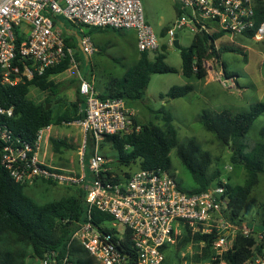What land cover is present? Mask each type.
Segmentation results:
<instances>
[{
    "label": "built area",
    "instance_id": "1",
    "mask_svg": "<svg viewBox=\"0 0 264 264\" xmlns=\"http://www.w3.org/2000/svg\"><path fill=\"white\" fill-rule=\"evenodd\" d=\"M178 8L174 28L167 29L172 44L175 28L187 26L195 32L209 29L223 31L227 37L253 31L251 39L264 40V19L255 25L253 0H173ZM62 17L85 27L133 29L138 51H154L160 44L144 19L140 0H0V73L1 82L15 85L24 77L40 75L64 57L72 59V49L65 45L53 17ZM28 26L26 36L16 43L15 29ZM231 39V38H230ZM79 45L91 55L95 48L90 37L83 34ZM25 61L20 70L15 60ZM79 93L84 98V117L73 122L82 133L79 147L80 169H63L46 164L38 158L41 134L33 144L15 139L10 128L0 120L2 141L1 163L14 181L31 184L35 179L58 184H82L87 204L86 219L80 222L71 238L77 239L100 264H160L162 247L173 244L181 225L192 231L216 233L212 248L216 254L231 247L236 231L253 233V227L239 228L223 217L227 195L225 183L188 194L183 191L171 171L137 169L128 177L114 181L109 161L99 153L98 143L106 135L137 132L135 113L122 98L97 96L91 83L81 78ZM11 108L0 106V115H11ZM46 128V127H45ZM93 140V151L83 161L87 140ZM107 163V165H106ZM108 214L111 222L100 228L89 217L90 208ZM122 226L119 231L117 226ZM126 230L131 250L122 245ZM260 250L241 264H264V233H254ZM53 260L47 256L41 262Z\"/></svg>",
    "mask_w": 264,
    "mask_h": 264
},
{
    "label": "trees",
    "instance_id": "2",
    "mask_svg": "<svg viewBox=\"0 0 264 264\" xmlns=\"http://www.w3.org/2000/svg\"><path fill=\"white\" fill-rule=\"evenodd\" d=\"M255 25L264 19V0H253ZM176 14L177 5H174ZM53 17V22H57ZM95 28V27H94ZM98 28V27H96ZM108 30L110 28L102 27ZM168 28L161 30L163 35ZM117 31V29H110ZM253 31L246 32L244 37L250 38ZM16 43L21 38L15 29ZM82 34H86L85 32ZM87 35V34H86ZM65 45L69 46L70 38L63 37ZM223 31L209 29L193 34L187 48H180L181 74L186 79H202L206 75L204 60L211 55L219 58L222 52L234 51L237 48L227 43ZM166 45L162 44L155 49L153 57H149L148 51H139L135 62L126 68L119 77L109 78L103 86L102 92H97L101 99L122 98L126 104L130 101H142L145 88L153 73L174 72L175 68L165 62ZM20 70L25 61H14ZM70 65V56L64 57L58 64L45 69L40 75L30 78L24 77L23 81L15 85H5L0 76V106L4 109L11 108V115L2 114L0 120L12 131L13 137L33 144L37 132L49 125L70 123L80 118V103L84 100L80 94L76 100L64 104V108L53 112L51 107L46 108V103L36 102L28 96L30 86L41 91H47L46 102L58 93L59 83L51 78V75L60 73ZM222 71L226 77H231L237 72L229 71L222 62ZM1 75V73H0ZM86 79V78H85ZM193 90V85L186 82L183 85H173L168 91L159 96L178 98ZM79 92V91H78ZM264 111V104L257 102L246 110L232 112L230 109L221 110L203 109L199 115V122L208 131L212 132L216 139L230 149L229 160L233 165L241 166L245 171V179L242 184L233 185L225 183L227 195L226 209L223 217L228 222L239 228L244 222L242 210L252 188L258 183L259 174L264 171V124L257 131V139L247 143L244 138L254 120ZM153 113V119L141 121L135 117V123L140 125L137 132L127 134L106 135L98 143V148L108 146L112 151L111 171L107 177L113 174V180L123 179L118 169L122 167H134V169H164L170 171L171 160L169 153L176 150V155L183 166L188 170L193 180V186L182 188L188 194L198 193L208 189L213 183H221L218 180L220 169L209 171L212 157L209 151L202 149L194 139L188 138L179 141L176 129L173 125V115L167 107L161 105ZM51 150L61 153L64 149L73 148V145L64 138L50 137ZM88 147L94 146V141L87 140ZM2 141L0 140V157L2 153ZM87 146V145H86ZM84 152V163L93 151ZM107 165V163H106ZM125 177L130 173L124 171ZM40 180L43 183H54L50 180ZM76 185V184H74ZM26 184L16 182L0 160V264H27L26 258L33 257L42 261L47 256H52L47 264H99L97 259L90 255L81 243L71 238L77 225L86 219L87 204L85 191L78 187L75 192L58 199L37 203L29 196ZM259 207L258 230L264 233V209ZM91 222L101 227L102 224L111 222V217L94 207L90 208ZM180 244H199V252L195 254L196 260H202L204 264H241L255 252L260 250L263 242H259L254 235H244L240 230L236 231L231 247L216 254L212 243L216 233H201L192 231L187 224L180 227ZM22 245V246H21ZM23 245L29 249L25 252ZM122 245L126 252L131 250L129 233L126 230ZM169 245L162 247L163 259L160 264H171L172 256L168 255ZM175 253V251H172Z\"/></svg>",
    "mask_w": 264,
    "mask_h": 264
},
{
    "label": "rangeland",
    "instance_id": "3",
    "mask_svg": "<svg viewBox=\"0 0 264 264\" xmlns=\"http://www.w3.org/2000/svg\"><path fill=\"white\" fill-rule=\"evenodd\" d=\"M143 9L144 19L151 27L152 31L157 36L160 46L166 45L163 53L165 62L175 68L174 72L153 73L145 88L142 101L127 102V106L139 108V120L147 121L153 119V113L161 105L169 109L173 115V125L177 132L179 141L188 138H194L202 147L209 151L212 157V162L209 166V171L216 168L220 169V176L216 181L229 182L233 185H239L244 182L245 171L241 166L233 165L229 160L230 149L228 145L222 144L216 139L214 134L206 130L199 122V115L203 109L221 110L223 108L230 109L232 112L246 110L250 105L260 102L264 104V40L256 41L251 38H246L242 35H232L227 38V43L237 49L234 51L222 52L220 57L214 55L209 56L204 60L206 75L202 79H186L181 74V58L180 51L172 44H169L166 32L161 35V30L166 28H174L176 21V11L173 0H140ZM59 22V28L63 36H72L74 44H78L80 33L76 28L65 27ZM65 24V23H64ZM81 26V25H80ZM85 28V26H81ZM179 48H187L191 42L194 32L189 30L187 26H183L176 30ZM69 38V37H68ZM91 41H99L100 49L91 55H87L79 48H75L78 58L79 71L90 73L94 80L91 79V84L95 92L103 91V86L111 77L121 76L126 68L130 66L139 56V51L136 48V39L134 30H117L104 31L101 33L91 32ZM93 43V42H92ZM159 49V48H158ZM154 51L149 52V57H153ZM222 62L225 63L227 70L237 72L234 76L226 77L222 71ZM74 64V60L71 62ZM77 65V67H78ZM56 76L57 83H67V80ZM67 79V78H64ZM190 82L193 85V90L186 95L178 98H171L159 95L164 94L173 85H183ZM58 87V95L60 93L64 98H77V92H68L67 87ZM61 91V92H60ZM47 91H41L34 86H30L28 96L36 102H44L48 107L57 112L64 108V104H59L55 101V97L49 98L46 102ZM57 95V96H58ZM61 95V96H62ZM80 95V94H79ZM158 122L157 119H153ZM264 124V111L254 120L244 140L252 144L257 139V131ZM51 133L47 130L42 131L40 149L38 158L42 159V154L45 153L43 162L51 166H58L63 169H72L78 172L80 169V154L79 147L82 143V135L77 125L73 123H62L52 125ZM62 132V133H61ZM48 134L64 138L67 142L73 145L69 153H74L73 158L65 161L56 162L57 154L51 150L50 143L44 142V137ZM57 134V135H56ZM86 152L92 150V146L88 147L86 143ZM85 152V151H84ZM99 153L106 159H110L112 163V151L108 146H103L99 149ZM51 154V158L49 155ZM171 160V173L174 174L176 180L182 188H190L193 186V180L188 170L180 162L176 155V150L172 149L169 153ZM61 159V158H59ZM84 160V153H83ZM109 160V161H110ZM111 166V164H109ZM113 165V164H112ZM112 167V166H111ZM118 171L124 175V171L131 173L134 167H122ZM216 184H219L216 183ZM215 182L213 185H216ZM26 193L33 198L37 203H43L48 200L58 199L62 196H68L75 192L82 184H58V183H43L40 180H34L31 184H26ZM264 209V171L259 174L258 183L252 188L249 196L244 204L242 215L244 223L253 227L255 234L259 233L258 215L259 207ZM243 223V224H244ZM119 231L123 227L117 226ZM180 231L176 234L175 241L169 245L168 255L172 256L171 264H204L202 260H196L195 254L199 252V244L185 243L180 244ZM22 246V245H21ZM25 252L29 249L24 245ZM172 251H175L173 253ZM27 264H42L41 261L33 258H26ZM98 262V260H97ZM99 263V262H98ZM100 264V263H99Z\"/></svg>",
    "mask_w": 264,
    "mask_h": 264
},
{
    "label": "crops",
    "instance_id": "4",
    "mask_svg": "<svg viewBox=\"0 0 264 264\" xmlns=\"http://www.w3.org/2000/svg\"><path fill=\"white\" fill-rule=\"evenodd\" d=\"M174 4H175V2H174ZM58 19H61V20H58L56 23L54 22V24H55V26L60 30V28H59V22H63L62 24L63 25H65V27L67 26V27H72V28H76L77 29V31L80 33V35H79V38H80V36L81 35H83L82 33H86L89 37L91 36V32H95L96 31V33H101V32H104V31H109L110 29H112V28H110V29H108V30H104V29H100V28H102V27H98V28H94V27H85V28H82L80 25H76V24H74V23H71V22H69V21H67L66 19H64V18H62V17H57ZM65 23V24H64ZM108 28V27H107ZM27 29H28V26L26 25V24H23L20 28H18L17 30H18V35H19V37L21 38V39H23L25 36H26V34H27ZM124 30H130V29H124ZM60 33H62L61 31H60ZM134 35H135V31H134ZM61 37L63 38V37H66V36H63V34H61ZM69 38H70V44H69V47L72 49V59H71V61H70V65H69V67L67 68V69H65L64 71H62V72H60V73H57V74H53V75H51V78L52 79H56V76H59L60 78H62V79H59V80H67V83H65V85L66 84H68V86L67 87H69L68 88V92L69 91H72L71 92V95H72V93H75V92H77V98H78V96H80L79 95V90H78V84H79V80L81 79V78H86L88 81H89V77L92 79V80H94V78H93V75L92 74H90V73H81L80 71H79V65H78V58H77V54H76V52H75V48L77 47V48H79L80 50H82L81 49V47H80V45H79V42H78V44L76 45V44H74V42H73V40H72V36H68ZM67 37V38H68ZM135 39H136V35H135ZM92 42H93V46H94V48H95V50H94V52H98L99 51V49H100V45H99V41L97 40V41H93L92 40ZM93 52V53H94ZM74 60V64L73 63H71L72 61ZM77 65H78V67H77ZM64 78H67V79H64ZM91 79H90V83H91ZM55 82H58V81H56L55 80ZM65 85H64V83H59V87L60 86H62V87H65ZM92 85V84H91ZM93 87V86H92ZM94 89V88H93ZM95 91V90H94ZM61 92V91H60ZM102 92V91H101ZM57 95H58V93H57ZM55 96V101L56 102H58L59 104H66V103H68L69 101H73V100H76L77 98H75V96H73L72 98H62L63 96H64V94L62 95L61 93H60V95H58V96ZM62 95V96H61ZM128 107H130V108H132L133 109V111H134V113H135V116L137 117V118H140L139 117V108H135V107H132V106H128ZM51 127H52V125H49V126H47L46 128H44L43 129V131L44 130H47V132L48 133H51L50 132V130H51ZM81 132V131H80ZM47 133V135L44 137V142L45 143H50V141H49V139H50V137H58L59 138V136H53V135H51V134H48ZM62 133V132H61ZM57 135V134H56ZM81 135H82V133H81ZM70 149H72V148H69V149H64L61 153H54V154H57L56 155V158L54 157V159H58V160H54V161H56V162H60V160H62V161H65V160H67V159H72L73 158V156H74V153H69V150ZM53 152V151H52ZM79 151H77L76 153H78ZM51 156V154L49 155V157ZM44 157H45V153H43L42 154V161H45V160H43L44 159ZM51 158V157H50ZM59 158H61V159H59ZM105 158V157H104ZM107 160H108V158H107ZM110 160V159H109ZM108 160V161H109ZM109 162H111V160L109 161ZM112 165V164H111ZM55 167H58V166H55ZM133 171H135V170H133ZM119 172V171H118ZM132 173V172H131ZM130 173V174H131ZM121 174V173H120ZM122 177H123V175H122ZM244 223V222H243ZM242 225H246L245 223L244 224H242ZM250 226V225H249ZM236 233V232H235Z\"/></svg>",
    "mask_w": 264,
    "mask_h": 264
},
{
    "label": "water",
    "instance_id": "5",
    "mask_svg": "<svg viewBox=\"0 0 264 264\" xmlns=\"http://www.w3.org/2000/svg\"><path fill=\"white\" fill-rule=\"evenodd\" d=\"M176 28H175V33H174V37H173V41H172V45L175 47V48H179V43H178V39H177V33H176ZM84 107H85V103L84 101H82L80 103V117H84ZM46 108H48V104L46 105Z\"/></svg>",
    "mask_w": 264,
    "mask_h": 264
}]
</instances>
